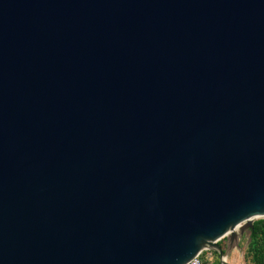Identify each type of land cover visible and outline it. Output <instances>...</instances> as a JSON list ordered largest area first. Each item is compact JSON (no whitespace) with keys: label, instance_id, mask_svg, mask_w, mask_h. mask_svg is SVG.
Listing matches in <instances>:
<instances>
[{"label":"water","instance_id":"95a60500","mask_svg":"<svg viewBox=\"0 0 264 264\" xmlns=\"http://www.w3.org/2000/svg\"><path fill=\"white\" fill-rule=\"evenodd\" d=\"M257 218L264 0H0V264H233Z\"/></svg>","mask_w":264,"mask_h":264},{"label":"trees","instance_id":"16d2710c","mask_svg":"<svg viewBox=\"0 0 264 264\" xmlns=\"http://www.w3.org/2000/svg\"><path fill=\"white\" fill-rule=\"evenodd\" d=\"M222 241L227 246V243H225L226 239H223ZM222 247L226 249L223 245ZM215 254L219 255L218 252ZM248 254L251 258L250 264H264V218H259L254 221V228L250 233ZM216 255L213 264H222Z\"/></svg>","mask_w":264,"mask_h":264},{"label":"rangeland","instance_id":"374dc122","mask_svg":"<svg viewBox=\"0 0 264 264\" xmlns=\"http://www.w3.org/2000/svg\"><path fill=\"white\" fill-rule=\"evenodd\" d=\"M220 244L227 248L226 244H224L222 240L220 241ZM249 245H250V233L247 232L241 240V247H235L234 249H231L230 252L228 253V261L233 264H250L251 258L248 254ZM210 252H212L215 259V255H216L215 253H217V251L210 250ZM216 256L219 259V261L222 263L220 256L218 254Z\"/></svg>","mask_w":264,"mask_h":264},{"label":"built area","instance_id":"2783aa9c","mask_svg":"<svg viewBox=\"0 0 264 264\" xmlns=\"http://www.w3.org/2000/svg\"><path fill=\"white\" fill-rule=\"evenodd\" d=\"M212 251V250H211ZM214 256L210 250L206 249L191 259L187 264H213Z\"/></svg>","mask_w":264,"mask_h":264},{"label":"bare ground","instance_id":"6f19581e","mask_svg":"<svg viewBox=\"0 0 264 264\" xmlns=\"http://www.w3.org/2000/svg\"><path fill=\"white\" fill-rule=\"evenodd\" d=\"M225 259H227V258L225 257Z\"/></svg>","mask_w":264,"mask_h":264}]
</instances>
